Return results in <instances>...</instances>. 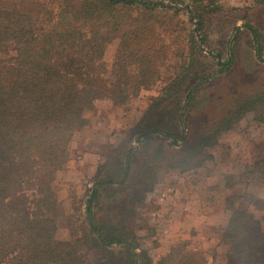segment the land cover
Returning a JSON list of instances; mask_svg holds the SVG:
<instances>
[{
  "label": "trees",
  "instance_id": "1",
  "mask_svg": "<svg viewBox=\"0 0 264 264\" xmlns=\"http://www.w3.org/2000/svg\"><path fill=\"white\" fill-rule=\"evenodd\" d=\"M221 9L220 0H0V46L14 51L0 57V264H86L84 249L114 245L122 247V264L206 263L201 251L187 249L184 242L171 245L153 262L129 227L134 215L127 205L117 222L111 221V207L107 223L97 219L96 206L121 200L123 192L134 196L153 190L158 168L185 172L202 167L213 159L207 148L247 115L254 124L264 122L263 85L234 98L193 140L185 135L183 111L192 108L197 90L233 64L231 53L222 59L220 52L215 54L217 67L208 72L196 61L209 19ZM244 26L253 37L255 57L263 61L261 31L250 21ZM110 38L118 44L114 77L108 80L98 75ZM170 68L172 75L160 93L129 129L142 145L110 149L107 168L98 166L94 174L83 218L69 216L75 235L54 238V182L65 167L73 134L86 124L85 111L97 98L126 103L154 87ZM153 139L159 143L149 161L143 157L154 148L149 147ZM225 179L226 185L234 184L232 179L262 184L264 158L235 163ZM239 198L222 232L229 260L264 264V231L248 207L254 194L244 191ZM99 264L109 263L103 259Z\"/></svg>",
  "mask_w": 264,
  "mask_h": 264
},
{
  "label": "rangeland",
  "instance_id": "2",
  "mask_svg": "<svg viewBox=\"0 0 264 264\" xmlns=\"http://www.w3.org/2000/svg\"><path fill=\"white\" fill-rule=\"evenodd\" d=\"M220 2L222 9L209 19L208 37L200 44L201 51L196 61L202 63L200 67L208 69V72L217 67L215 54L220 52L222 59L228 58L231 53L233 64L229 71L212 75L197 90L192 108L183 111L186 122L184 132L190 140L218 118L234 98L264 85V60L260 61L255 57L253 37L244 26V23L250 21L261 31L264 59V2L259 5L255 0ZM181 16L188 20L187 12L182 11ZM187 25L191 26V23L187 21ZM117 44V38H110L106 42L99 67L98 76L101 79L109 80L114 77L113 61ZM13 52L12 48L0 46V57H6ZM171 75V68L168 71L165 69L163 78L154 87L141 90L126 103L112 105L107 98H97L95 106L85 111L86 124L73 134L66 152L65 167L57 172L54 182L58 195L57 231L54 238L65 240L75 235V224L71 223L69 216L72 214L74 220L76 215L83 218L89 188L95 181L94 174L98 166L107 168V161L112 156L110 149L114 150L120 145L125 149L131 144L134 147L142 145V141L131 135L129 129L160 93ZM172 111L174 106L167 110V114L171 116ZM250 117L245 116L233 130L221 135L217 145L207 148L213 159L201 169L182 172L178 169L158 168L157 182L153 190L135 193L138 194L136 198L133 193L125 195L123 192L122 199L117 197L110 205L105 201L96 206L97 219L107 223V212L112 207L115 212L111 213V221L117 222L121 207L127 205V209L132 210L134 215L129 219V227L135 231L139 247L146 250L153 262L171 245L184 242L187 249L201 250L199 245H213L201 251L206 253L204 255L208 258L207 264H221L219 255L222 252L216 248V245H222L220 241L217 242L221 236L219 223L224 220V211L229 213L231 207L239 206L241 201L238 195L246 189L256 193V206L251 209L259 214L261 226L264 225V213L259 212L264 206L261 195L264 194V187L245 186V180L235 182L232 179V186H226L223 182L226 181L223 174L228 173L233 158L239 152L248 154L245 140L252 130ZM168 141L170 140L166 139L164 145ZM157 143L158 140L151 141L149 147L154 148L145 151L143 159L153 160L151 153L155 151ZM169 149L177 147L171 146ZM153 165L158 167L155 162ZM200 197L207 200L204 205L205 212L216 213L218 216L213 227L204 229L205 234L199 232L197 218L192 213L195 207H199ZM124 199L129 200L128 204H125ZM122 253L119 245L107 249L101 246L84 249L86 264H99L103 259L109 264H120Z\"/></svg>",
  "mask_w": 264,
  "mask_h": 264
},
{
  "label": "crops",
  "instance_id": "3",
  "mask_svg": "<svg viewBox=\"0 0 264 264\" xmlns=\"http://www.w3.org/2000/svg\"><path fill=\"white\" fill-rule=\"evenodd\" d=\"M110 103H111V101H110ZM251 126H252V130H251L250 133H248V138L245 140L246 141L245 144L248 145V154L247 155L246 154L243 155L242 152H239V155L236 156L235 158H233L232 163H231V168L229 167L228 173H226V174L234 172V164L235 163L240 162V164H242L244 161H248L249 160V164H250V163H254V162L264 158V122H262L260 124H258V123L254 124L253 123V125H251ZM199 169H201V167H199ZM226 174H223V178H225ZM223 182H224V185H226L225 181H223ZM237 183H239V182H237ZM244 184H245V186L253 185V186L257 187V188H263L264 187V182L262 184H255L253 182H250V183L244 182ZM245 191L251 192V193L254 194L253 202L248 204V207L254 213L255 218L259 221V219H258V218H260L259 214L258 213L256 214L254 212V210L251 209L252 207L256 206V198H257L256 197V193L254 191H250L249 189H246ZM261 195L263 196L262 198L264 199V194H261ZM239 196H240V194L238 195V198H239ZM198 202H199V207L198 208L195 207V211H193L192 213H194L193 216L195 218H197L199 232L203 233L204 229L206 230L207 228H211V227H213L214 224H216V219H217L218 216H217L216 213L209 214V213L205 212L204 205H205V203H207V200L204 199V197H200ZM221 203H222V201H221ZM263 205H264V201H263ZM259 212L264 213V206H263V208H261V210H259ZM229 214H230V211H229V213H226L224 211V213H223L224 220H223L222 223L221 222L219 223V224H221V226H220L221 227V236H220V239H218L217 242L220 241L222 243V245H216V248L219 249L220 252H222L221 255H219L221 257V259L219 261L221 264H230V263L233 264L234 263L231 260H229L230 246L227 245V243H225L222 240V232H223L224 227L227 224ZM260 222L261 221H259L260 228H261V230L264 231V225L261 226L262 223H260ZM203 234H205V233H203ZM211 246H213V245H199V248H201V250L202 249L206 250L207 248H209ZM194 250H198V249L195 248ZM201 250H199V251H201ZM203 254H206V253L204 252ZM205 258H206V263L205 264H207L208 263L207 262L208 258H207V256H205Z\"/></svg>",
  "mask_w": 264,
  "mask_h": 264
}]
</instances>
